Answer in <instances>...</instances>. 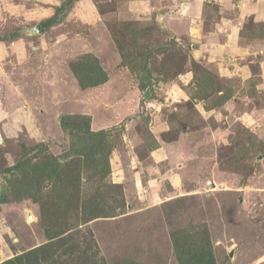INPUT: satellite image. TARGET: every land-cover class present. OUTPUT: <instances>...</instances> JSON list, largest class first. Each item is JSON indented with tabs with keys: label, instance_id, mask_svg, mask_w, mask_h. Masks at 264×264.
I'll list each match as a JSON object with an SVG mask.
<instances>
[{
	"label": "rangeland",
	"instance_id": "374dc122",
	"mask_svg": "<svg viewBox=\"0 0 264 264\" xmlns=\"http://www.w3.org/2000/svg\"><path fill=\"white\" fill-rule=\"evenodd\" d=\"M94 1L110 12L107 20L88 24L84 5L74 0L44 35L24 42L26 56L17 52L2 65L0 264L43 245L48 252L37 264H264V123L256 131L253 123H223L210 114L240 84L194 59L190 40H177L157 19L121 20L112 15L120 13L117 1ZM241 33L263 43L264 21L246 17ZM189 69L194 72L189 99L166 116L163 109L174 100L167 85L161 86ZM256 96L245 106L261 115L264 93ZM201 101L208 110H198ZM63 115L86 116L93 131L105 132L110 163L105 183H113L116 159L136 154V161L158 143L154 133L170 141L177 165L164 170H177V182L167 178L146 191L127 175L114 182L120 188L108 192L105 209L111 216L94 218L103 206L86 199L49 213L34 199H17L8 183L15 163L40 149L61 163L72 158ZM162 121L168 130L161 131ZM54 182L44 183L43 193L52 190L59 199L65 187ZM99 188L106 187L94 177L85 181L82 194L95 196Z\"/></svg>",
	"mask_w": 264,
	"mask_h": 264
},
{
	"label": "crops",
	"instance_id": "0c3cea01",
	"mask_svg": "<svg viewBox=\"0 0 264 264\" xmlns=\"http://www.w3.org/2000/svg\"><path fill=\"white\" fill-rule=\"evenodd\" d=\"M63 1L0 0L3 5L0 12V72L2 65L6 61L8 62L12 54H16V57L18 56L17 52L19 55L21 54L18 57H24L28 54L24 42L31 41L32 43L38 35H44L42 32L45 30L34 35L27 30L54 16L57 6L59 7ZM114 1H117V11L120 13H112L113 16H117L121 20L157 19L174 34L177 40H190L194 59L207 62L210 66L209 69L216 72L226 82H238L240 86L233 89V96L224 105L210 110V114H213L216 120L219 117L224 119L223 123L232 119L242 123H253L254 127L252 128L259 131L264 123V111L259 115L252 110V107L249 108L245 105L255 99L257 94L264 93V49H262L264 40L261 41L263 43H260L256 36L253 38L243 36L241 30L248 16H253L256 21H264V0L239 2L238 0ZM79 2L84 5L82 17H85L83 20L89 22L88 24L98 23L102 17L103 21L107 20L110 16V12H102L94 0H79ZM29 3H31V7L27 6ZM75 14L78 16L77 12ZM8 20H15L17 25L8 28L7 24L11 22ZM12 30L22 32L15 39L18 41L3 39L9 37ZM21 45L24 47H20ZM193 73L189 69L179 74L176 82L173 81L171 84L167 83L161 86L162 89L164 85H167L166 92L170 96L169 99L174 100L168 106L166 105L167 108L163 109L166 116L171 108L176 107L178 109L179 101L189 99L186 88L188 89L193 82ZM249 92L253 93L250 94ZM237 96L242 97L239 99ZM196 104L199 110V108H203L205 103L201 101ZM203 110L208 109L203 108ZM200 112L202 111L200 110ZM164 123L166 122H160L161 131L168 130L169 125L164 126ZM154 135L159 144L148 151L144 157L138 155V159L135 161V154L134 159L130 160L128 156V160L123 158L122 161L119 160L120 163L116 159L110 177L113 183L124 182L127 175L128 177L133 176L136 187L142 186L148 191L149 185L151 187L157 186L167 178L177 182V170L174 168L171 171L170 168L167 171L164 170L166 164L173 165L174 163L177 165V159L172 158L174 160L172 162L170 157L172 152L170 141L161 140L156 133Z\"/></svg>",
	"mask_w": 264,
	"mask_h": 264
},
{
	"label": "trees",
	"instance_id": "16d2710c",
	"mask_svg": "<svg viewBox=\"0 0 264 264\" xmlns=\"http://www.w3.org/2000/svg\"><path fill=\"white\" fill-rule=\"evenodd\" d=\"M73 2L74 0H64L62 6L57 7L54 16L45 21H41L42 31L62 17L61 12L64 9L65 11L68 10L66 7L69 3L71 6ZM21 33L18 30H12L9 37L14 38ZM9 37H6V39H9ZM176 72V74L182 72V68ZM61 124L71 135L69 153L72 158L70 161L61 163L54 155L47 153L43 155L44 149H40L39 153L34 157L20 160L9 168V171L12 173L8 178L11 192L14 193L17 199L27 197L36 200V202L41 204L43 209L47 210V212L44 210L45 213H49L51 208L57 209L59 205L63 204H68L75 208V205L72 204L74 199L79 201L86 199L93 206L94 203H100L103 206L100 212L92 213L90 218L96 216H111L112 212L105 209L107 206L106 200L110 198L108 192L112 187L120 188V186L114 183H105L110 172L109 149H107L108 142L105 132L93 131L90 121L86 116L63 115L61 117ZM157 146L158 143L156 142L149 145V148L152 149ZM58 177L66 184H61L57 179ZM94 177H98V181L106 188H99L95 196L89 195L85 197L82 194V187L85 181L92 180ZM50 180L55 181L56 186L61 184L62 187H65L62 189L61 198L56 199L52 194V190L49 191V194L43 193L44 183ZM50 204L53 206L50 207ZM47 248L48 246L43 245L40 248L28 251L24 258L17 257L16 259L8 261L6 264H22L24 263L23 259H25V263L37 264L40 260L38 256H44L48 252Z\"/></svg>",
	"mask_w": 264,
	"mask_h": 264
},
{
	"label": "water",
	"instance_id": "95a60500",
	"mask_svg": "<svg viewBox=\"0 0 264 264\" xmlns=\"http://www.w3.org/2000/svg\"><path fill=\"white\" fill-rule=\"evenodd\" d=\"M30 34L34 35V34H39L42 32V29H41V25L40 23L39 24H36L35 26H33L32 28H29V30H27Z\"/></svg>",
	"mask_w": 264,
	"mask_h": 264
}]
</instances>
